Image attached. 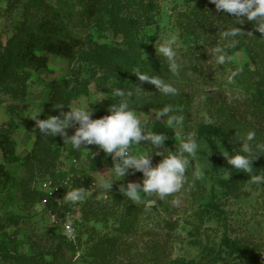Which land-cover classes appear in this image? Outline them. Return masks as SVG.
<instances>
[{
	"label": "rangeland",
	"instance_id": "374dc122",
	"mask_svg": "<svg viewBox=\"0 0 264 264\" xmlns=\"http://www.w3.org/2000/svg\"><path fill=\"white\" fill-rule=\"evenodd\" d=\"M8 1L0 0V52L11 51L8 75L0 78V128L13 129L19 157L34 144L36 124L31 117L40 119L49 83L56 81L63 87L67 79H73L72 85L81 91L61 106L64 111L96 102L99 90L105 95L99 98L103 102L92 106L96 109L93 119L109 115L110 105L127 100L140 114L146 134L162 133L167 138L157 151H178L189 137L202 147L194 158L196 169L195 162H190L181 191L151 207L124 193L128 183H142V172L113 181L107 192L104 185L118 179L112 170L113 158L95 145L88 150L63 145L51 192L43 185L49 178L40 166L26 170L19 163L5 162L0 152V162L15 180L14 186L0 193V215L24 217L21 229L6 228L11 238L0 242V264H264V184H250L251 174L230 170L224 156L239 152L249 131L256 133L253 157L259 155L255 146L264 144V127L241 118L222 99L225 93L242 95L252 109L264 111V34L251 22L253 34L248 38L227 35L234 28L224 26L209 31L205 8L209 0H101L96 16L89 15L88 0H22L10 11ZM42 21L43 35L85 41L76 58L48 53L47 66L40 70L18 60L20 32L24 27L40 31ZM172 37L178 74L169 71L158 51ZM217 49L226 55V62L212 69ZM233 72L238 74L230 83L228 76ZM141 75L161 86L145 81L141 88ZM164 85L174 86L178 94H165ZM116 88L132 95L114 96ZM61 107L52 115H59ZM165 107L173 109L169 115L185 116L178 129L168 127L167 117L156 119ZM75 127L67 130L69 136ZM133 151L155 149L144 143ZM162 159L152 153L153 166ZM253 167V173L264 175V154L253 161ZM200 168L205 174L197 179ZM71 174V182L60 184L58 179ZM19 184L31 192L42 189L63 208L61 217L72 224L74 235L67 258L55 262L46 256L45 262H37L32 256L31 234L56 233V239L67 234L50 223L46 201L37 193L25 199L16 189ZM74 189L84 191L83 200H68L67 194ZM177 197L179 206L173 204ZM172 222L175 228L165 241Z\"/></svg>",
	"mask_w": 264,
	"mask_h": 264
},
{
	"label": "clouds",
	"instance_id": "9594fccd",
	"mask_svg": "<svg viewBox=\"0 0 264 264\" xmlns=\"http://www.w3.org/2000/svg\"><path fill=\"white\" fill-rule=\"evenodd\" d=\"M215 6L217 13L231 14L237 25H242L251 22L258 33L264 34V0H209ZM253 34L248 32L247 35ZM227 35L233 37L246 35L238 26L232 29ZM235 43V42H234ZM175 37L169 39L165 44H162L158 49L159 53L166 58L169 71L173 74H178L180 65L177 61V54L174 48ZM218 55L215 60V69L226 62V55L219 54L222 50H216ZM237 72H233L228 76V81L231 83ZM139 84L142 88L143 82L147 81L157 87H160V82L156 80L149 81L147 76H138ZM162 91L165 94L177 95L179 90L172 85H164ZM97 101L94 103H84L79 106L68 108L64 111L63 107L59 108V115H50L46 119H38V115L31 117L35 121L36 129L44 136L56 137L57 135L64 138V143H70L74 149H85L91 145L102 149L106 155H111L113 158V174L118 179L109 180L106 185L107 192L113 186V181L122 180L127 175H134L135 172L143 173V181L130 182L124 188V193L127 197L135 202L144 201L147 206L151 207L157 200L163 201L166 197L179 193L184 186L186 172L191 161L195 162V157L201 152V144L194 137H189L179 145L178 151H157L164 148L167 138L164 134H146L141 126L140 114L136 109L130 107L127 100H121L118 105L109 106V115H105L98 119H93L92 116L96 109L94 104L103 102L100 97L105 95L104 92L97 90ZM113 95L117 97L131 96L132 92H125L119 88L113 90ZM173 109L165 107L163 111L156 114V119L167 117V125L169 128L178 129L184 122L183 114L169 115ZM149 119V118H148ZM78 125V127H75ZM75 127V132L71 136L67 130ZM256 139L255 131H249L246 138L241 140L239 152L234 155H224L231 169L237 172L250 173V184H264V175L253 173V161L261 154H264V144L256 145L259 150V155L253 157L254 145ZM143 142V143H142ZM149 143L154 149L156 155L162 156L163 159L156 165L152 164V153L143 151H133L135 146ZM221 147V144H220ZM222 148V147H221ZM172 152L171 155H165V152ZM188 157H193L189 159ZM196 169V162L195 168ZM131 170V171H130ZM205 174V169L196 170L197 179H200ZM84 191L82 189H74L67 194L70 201L77 202L84 199ZM149 197H155L150 199ZM180 199L177 197L173 200L175 206H179Z\"/></svg>",
	"mask_w": 264,
	"mask_h": 264
},
{
	"label": "trees",
	"instance_id": "16d2710c",
	"mask_svg": "<svg viewBox=\"0 0 264 264\" xmlns=\"http://www.w3.org/2000/svg\"><path fill=\"white\" fill-rule=\"evenodd\" d=\"M22 0H9L7 10H12L15 6L21 3ZM88 12L90 16H96L100 10L101 0H88ZM207 12V25L209 31H214L221 26L226 28L240 27L246 35L250 32L249 22L245 21L242 25H237V22L231 14L217 13L215 6L209 1L205 4ZM45 21L40 23L38 30L28 29L24 27L20 32L19 37L16 40L17 51L16 55L18 60L23 64H28L34 70H40L47 66L48 53H54L62 55L70 59L76 58L79 54V46H83L85 41L80 38L70 37L68 39L62 37H54L43 35L41 29ZM39 50H43V54H39ZM10 50H4L0 52V78L8 75V68L10 67ZM27 76L29 73H26ZM26 76V77H27ZM73 80V79H72ZM72 80H65L63 87H60L56 81L49 83L50 94L47 100L42 105L40 113V119H46L48 116L54 114L58 107L66 105L72 98H74L80 91L75 84L72 85ZM228 108L236 112L241 118L247 119L258 125L264 127V111H256L250 107L247 99L242 95H236L234 93H225L222 97ZM36 129V128H35ZM13 129L0 128V152L3 160L7 163H19L26 170H31L35 166L42 168V174L47 178H55L57 169L61 163L60 152L64 149V139L57 135L56 137H48L40 134L38 129L35 131V140L31 150L26 153L24 157H19L16 152L15 140L12 136ZM70 152H73L70 150ZM44 178V179H45ZM15 180L13 173L7 168L6 164L0 162V193L10 189L14 186ZM17 191L25 198L30 199L31 194L37 193L38 198H42L46 201V207L48 211L57 212L61 217L62 207L58 206L56 200L47 196L42 189H33L31 192L23 184L17 186ZM23 218L15 214L0 215V242L5 238L10 240L9 234L6 228L10 225H15L17 228L24 227ZM62 218V217H61ZM126 227L131 228V223L126 220ZM124 225V224H123ZM175 228L174 223H168V233L164 236L166 239L170 236V231ZM55 234V235H54ZM50 236V237H49ZM49 236L31 234L28 238L29 249L32 256L37 262H45V257L50 256L51 260L58 261L59 259H65L68 257V251L73 248V243L67 238V235H61V239H56V233H50ZM2 238V239H1ZM2 245V244H1ZM4 256L8 258L7 252Z\"/></svg>",
	"mask_w": 264,
	"mask_h": 264
},
{
	"label": "built area",
	"instance_id": "2783aa9c",
	"mask_svg": "<svg viewBox=\"0 0 264 264\" xmlns=\"http://www.w3.org/2000/svg\"><path fill=\"white\" fill-rule=\"evenodd\" d=\"M72 174L69 176H65L63 179H58V181L63 184H67L69 182L72 181ZM48 179V178H47ZM43 185L50 191V189L52 190V180L51 178H49V180L44 181ZM48 215L50 217V223L52 224V226H60L67 234V238L69 240H73L74 235H73V228H72V224L69 222V220H64L63 218H61L57 212H52L49 211Z\"/></svg>",
	"mask_w": 264,
	"mask_h": 264
}]
</instances>
